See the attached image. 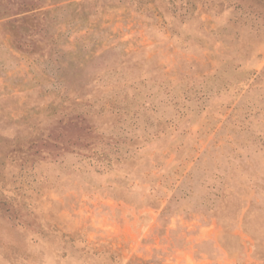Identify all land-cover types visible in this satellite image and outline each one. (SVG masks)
<instances>
[{"label":"rangeland","instance_id":"obj_1","mask_svg":"<svg viewBox=\"0 0 264 264\" xmlns=\"http://www.w3.org/2000/svg\"><path fill=\"white\" fill-rule=\"evenodd\" d=\"M0 264H264V0H0Z\"/></svg>","mask_w":264,"mask_h":264}]
</instances>
